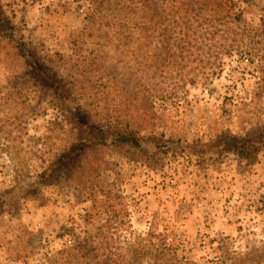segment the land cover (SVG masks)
Returning <instances> with one entry per match:
<instances>
[{
  "label": "rangeland",
  "instance_id": "obj_1",
  "mask_svg": "<svg viewBox=\"0 0 264 264\" xmlns=\"http://www.w3.org/2000/svg\"><path fill=\"white\" fill-rule=\"evenodd\" d=\"M131 1L0 0V264H264V0Z\"/></svg>",
  "mask_w": 264,
  "mask_h": 264
},
{
  "label": "trees",
  "instance_id": "obj_2",
  "mask_svg": "<svg viewBox=\"0 0 264 264\" xmlns=\"http://www.w3.org/2000/svg\"><path fill=\"white\" fill-rule=\"evenodd\" d=\"M131 9L135 11L137 9V0L131 1ZM98 15V14H97ZM96 16V15H95ZM30 64L33 66V70L37 72L39 75H43V71H47L42 65H40V62H33V60L30 61ZM38 80V79H37ZM39 84V81L38 83ZM59 87L53 88V85L50 84V88L54 90L55 93L58 94V96L63 95V86L58 83ZM113 139L114 143L121 147L123 144L125 145H131L132 143L134 147L138 146L137 141H133V138H128V136L120 131H108L105 134H102L101 138H97L94 141L85 140L83 137H79L76 142H73V145L64 151L63 153H60L56 160L49 166H47L41 173L40 176H38L36 179H30L27 182H24L22 185H19V190H25L28 186H34L36 185L37 188H40L43 183H48L49 185L57 183L59 178L62 177L63 172H66L72 167H75V165L80 160V157L84 156L88 149H94L95 146L99 143H107V141H110ZM232 147L235 146V151L242 153L246 150L243 143L249 144L246 139L241 138H234L231 140ZM256 143H262L264 144V135L261 137L260 141H257ZM82 159V158H81ZM80 163V162H79ZM79 165V164H78ZM65 175V174H64ZM47 177V180H46ZM5 197H8L6 195Z\"/></svg>",
  "mask_w": 264,
  "mask_h": 264
}]
</instances>
